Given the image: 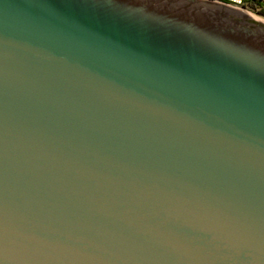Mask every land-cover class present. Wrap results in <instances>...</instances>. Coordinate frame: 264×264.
Returning a JSON list of instances; mask_svg holds the SVG:
<instances>
[{"label":"water","instance_id":"obj_1","mask_svg":"<svg viewBox=\"0 0 264 264\" xmlns=\"http://www.w3.org/2000/svg\"><path fill=\"white\" fill-rule=\"evenodd\" d=\"M0 264H264V22L0 0Z\"/></svg>","mask_w":264,"mask_h":264},{"label":"rangeland","instance_id":"obj_2","mask_svg":"<svg viewBox=\"0 0 264 264\" xmlns=\"http://www.w3.org/2000/svg\"><path fill=\"white\" fill-rule=\"evenodd\" d=\"M229 1L232 2L230 4L231 6L246 11L249 14H252L264 20V16L260 14L264 11V0H229Z\"/></svg>","mask_w":264,"mask_h":264},{"label":"trees","instance_id":"obj_3","mask_svg":"<svg viewBox=\"0 0 264 264\" xmlns=\"http://www.w3.org/2000/svg\"><path fill=\"white\" fill-rule=\"evenodd\" d=\"M219 1H222V2H225V3H228V4H231L232 3L229 0H219ZM260 14L264 16V11L262 13H260Z\"/></svg>","mask_w":264,"mask_h":264},{"label":"bare ground","instance_id":"obj_4","mask_svg":"<svg viewBox=\"0 0 264 264\" xmlns=\"http://www.w3.org/2000/svg\"><path fill=\"white\" fill-rule=\"evenodd\" d=\"M254 19H257V20H259V21H263L264 22V20H262V19H260V18H258V17H256V16H254V15H252V14H250ZM256 17V18H255Z\"/></svg>","mask_w":264,"mask_h":264}]
</instances>
